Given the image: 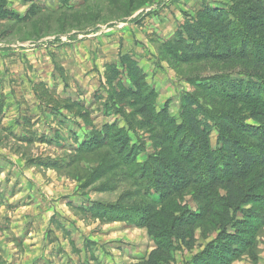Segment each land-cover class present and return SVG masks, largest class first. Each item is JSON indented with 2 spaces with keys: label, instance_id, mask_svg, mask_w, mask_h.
Listing matches in <instances>:
<instances>
[{
  "label": "rangeland",
  "instance_id": "1",
  "mask_svg": "<svg viewBox=\"0 0 264 264\" xmlns=\"http://www.w3.org/2000/svg\"><path fill=\"white\" fill-rule=\"evenodd\" d=\"M5 1L12 14L0 18V186L18 194V206L36 203L32 196L26 198L36 187L31 179L43 186L52 200L48 215L40 212L41 221L49 219V246L65 251L67 264H146L156 237L125 220L95 217L94 203L147 206L150 214L174 218L185 211H206L207 200L195 185L161 204L141 193L138 167L150 156L177 155L166 137L167 123L143 117L141 105L154 104L158 111L167 107L181 124L183 98L190 94L211 115L200 118L211 126L213 149L219 145L216 123L224 127L219 121L224 115L264 126V104L240 96L222 98L204 85L207 77L230 71L238 77L235 71L244 70L241 61L209 56L182 61L174 55L173 40L206 3L232 6V0ZM124 58L134 59L145 72L150 94H124L132 86ZM106 124L123 129L133 145L141 146L138 157L118 153L113 136L102 145H81L96 131H105ZM231 135L247 143L259 141L235 129ZM259 169L263 176L248 185L264 193L258 188L264 186V166ZM18 209L21 214L32 211L24 205ZM206 213L196 222L194 238L179 236L171 259L162 264H194L192 259L216 239L221 220ZM237 217L243 218L241 213ZM165 224L170 231L171 221ZM15 242L13 260L0 254V264H23L27 245ZM237 258L230 264H264V225Z\"/></svg>",
  "mask_w": 264,
  "mask_h": 264
},
{
  "label": "trees",
  "instance_id": "2",
  "mask_svg": "<svg viewBox=\"0 0 264 264\" xmlns=\"http://www.w3.org/2000/svg\"><path fill=\"white\" fill-rule=\"evenodd\" d=\"M0 2V18L10 16L12 13L5 7L6 1ZM232 2V6L221 7L206 3L196 19L185 23L183 31L173 40L174 55L182 61L187 57L198 59L206 56L222 61H241L244 70L235 72L242 78L232 76L234 71H230L207 77L209 81L204 85L210 91L218 92L222 98L240 96L250 102L264 104V0ZM123 60L124 63L127 61L126 68L132 83L131 87L123 89L124 94L136 95L145 90H149L147 94H150L152 88L146 83L145 72L138 63L134 59ZM115 66L112 72L117 74L119 70ZM147 94L143 97L146 98ZM183 102L181 124L169 115L167 107L158 111L154 104L141 105L143 117L167 123L169 131L166 137L177 155L150 156L138 167L135 176L142 187L141 193L151 203L161 204L168 195L195 185L200 189V196L207 200V210L198 213L185 211L171 218L169 213L167 216L162 214L164 217L150 214L147 206L118 207L97 202L93 205L92 214L107 221L125 220L147 228L149 234L156 237V248L148 254L145 263L162 264L171 259L172 247L179 244V236L194 238L196 222L208 211L209 215L221 220L220 233L191 262L230 264L254 241V232L259 226L264 225V212L258 209L264 208V193L257 192L256 185H248V181L263 176L257 170L264 166V126L259 128L246 124L243 117L238 119L224 115L219 120L224 124L222 127L212 117L219 132L218 148L213 149L210 143L211 126L200 118L203 115L210 119L211 115L190 94L184 96ZM129 126L132 128L133 124ZM105 127V131L95 132L100 137L95 135L81 145H102L109 143L113 136L118 143V153L129 155V158L138 157L143 149L132 144L127 132L112 129L115 128L113 124H106ZM234 129L257 137L258 143H247L242 137L231 135ZM258 188L262 190L264 186ZM239 213L243 218L237 217ZM166 219L171 221L170 231L164 227ZM246 223L249 224L247 227L244 226Z\"/></svg>",
  "mask_w": 264,
  "mask_h": 264
},
{
  "label": "crops",
  "instance_id": "3",
  "mask_svg": "<svg viewBox=\"0 0 264 264\" xmlns=\"http://www.w3.org/2000/svg\"><path fill=\"white\" fill-rule=\"evenodd\" d=\"M31 181L36 187L29 195H26V198L32 196L30 200L36 203L23 204L32 209L31 212L23 214L18 211V208L23 207V205L18 206V194L14 193L12 189L0 186V254L7 255V257L10 255V259L13 260L12 254L17 250L16 240L27 245L28 251L21 258L23 264H56V262L57 264H67L65 251L57 252L49 246L46 235V231L49 229V219L47 218L48 220L45 222L41 221L44 216L40 212L43 210L48 215L49 203L52 199L43 186L36 180L31 179ZM37 196L41 198L39 199ZM43 245L45 247L42 251ZM51 255H54V258Z\"/></svg>",
  "mask_w": 264,
  "mask_h": 264
}]
</instances>
